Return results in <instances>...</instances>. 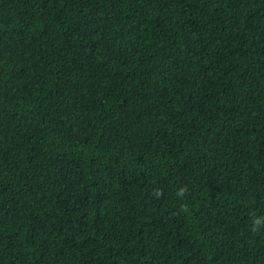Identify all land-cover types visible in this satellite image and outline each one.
Returning a JSON list of instances; mask_svg holds the SVG:
<instances>
[{"label": "trees", "instance_id": "16d2710c", "mask_svg": "<svg viewBox=\"0 0 264 264\" xmlns=\"http://www.w3.org/2000/svg\"><path fill=\"white\" fill-rule=\"evenodd\" d=\"M0 264H264V0H0Z\"/></svg>", "mask_w": 264, "mask_h": 264}, {"label": "clouds", "instance_id": "9594fccd", "mask_svg": "<svg viewBox=\"0 0 264 264\" xmlns=\"http://www.w3.org/2000/svg\"><path fill=\"white\" fill-rule=\"evenodd\" d=\"M258 223H259V221H258Z\"/></svg>", "mask_w": 264, "mask_h": 264}]
</instances>
